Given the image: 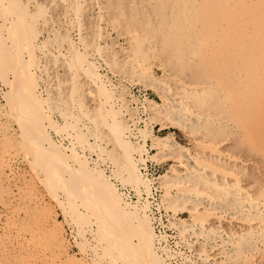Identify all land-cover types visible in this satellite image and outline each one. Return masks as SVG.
<instances>
[{
	"label": "bare ground",
	"instance_id": "1",
	"mask_svg": "<svg viewBox=\"0 0 264 264\" xmlns=\"http://www.w3.org/2000/svg\"><path fill=\"white\" fill-rule=\"evenodd\" d=\"M74 1L70 9L65 10L63 7L54 16L47 12L52 10V4L58 0H0V85L4 101L0 102V115L9 117L17 125L20 137L15 141L24 150L25 156L26 151L32 149L31 157L27 155V161L67 222L70 221L76 228L73 242L79 252L91 251V262L94 264H102L104 261L105 264H165L167 258L180 254V246H183L189 253L184 256L188 264H246L252 259L247 253L251 238L256 236L255 232L264 231V178L263 181H254L250 190V187L244 186L238 172L235 173L236 170L231 181L225 175L217 176L215 170L211 169L212 161L206 158V153L199 152L198 157L194 156L190 148L178 142L172 133L153 135L152 124L159 123L160 129L175 128L207 143L213 138L208 136V130L212 132L214 124L222 120L223 113L226 114L227 111L225 118L228 116L234 122L237 121L238 128L243 130V133L238 132L240 136L236 133L234 140L240 141L244 136L251 145H254L253 142L259 143L257 138L264 134V88L255 82L264 81V27L259 33L260 39H235L233 45L227 48H223L222 43L225 34H220L218 46H214L218 54L211 59L215 63V72L211 70L212 66L206 69L210 61L208 58L214 54L211 53L208 58L205 56L203 60L199 59L198 71L190 69L186 73V77L181 79L183 82L177 87L180 94L177 96L168 81H165L168 76L177 75L173 73L176 69H166L165 63L162 77L153 74L147 65L141 64L138 69H134L129 61L128 65L125 63L127 67H122L123 62L120 66L116 64L114 55L117 51L112 45L101 42L103 16L99 12L103 7L98 0L95 2L97 11L94 12L98 17L89 34L98 40L96 45H86L87 37L80 24L84 10L81 5L83 0ZM157 1H160L159 5L163 9V0H155V4ZM230 1L218 0L220 3L216 6L210 0H194V3L197 2V11L193 7L190 12L174 11L172 16L183 12L185 16L181 14L180 23L176 24L178 27L187 24L191 27L198 26L202 30L204 23L205 33H208L209 27H218L224 25V22L232 29L240 25L247 28L244 33L247 38L254 31L250 32L249 26L258 21L264 12V0L258 1L259 5L250 8L247 11L249 14L242 16V19L226 5ZM82 4L84 5L83 2ZM45 13L44 22L42 18ZM195 14L197 19H192ZM161 22L159 24L162 25ZM54 32V42L57 40V43L55 46L54 43L48 44L46 50L41 46L46 41L44 37L51 36L47 39L49 41ZM213 34L215 33L210 34L212 39ZM256 44L258 47L254 48ZM184 45L195 51L199 49L197 44L193 45L189 40ZM60 57L63 61H60ZM120 60L122 61L121 58ZM63 63H68L77 72V78H81L76 85V79H73L75 91H68L69 97L66 95L68 85L66 84V88L64 84L60 85V82H65L63 78L66 75V72L64 75L58 73V67ZM50 65L53 66L51 73ZM123 68L129 72L133 69L136 78L131 81L124 78ZM109 72L113 76H119L117 81H112ZM214 76L217 77L216 81L212 79ZM82 79L90 84L89 90L80 89ZM148 80L161 103L145 94H133L132 88L137 82L143 84L145 91ZM40 81H47L54 88L40 90ZM215 83L221 89L225 88V93L219 95V105L214 107L210 103V93ZM76 89L78 92L75 95ZM85 94L91 95L90 102L93 99L98 103L90 109L93 118L98 119L92 122L96 129L92 142L75 126L67 131L65 129L70 123L63 112V105L66 103L63 104V100L67 96L73 106L79 101L86 104L85 98L83 101ZM62 95H66L63 96L64 99ZM54 97H57L55 101L58 106L56 109L54 107L52 114L54 109L48 103ZM71 111L76 112V109ZM60 119L63 120V125L59 122ZM98 125L104 127L106 132H111L114 137L112 142H106L112 146L108 152L98 140ZM221 125L226 126L223 123ZM13 131L16 133L15 129ZM52 133L58 138H54ZM65 139L68 143L63 142ZM254 148L258 151L261 149L260 146ZM86 150L89 151V156L85 153ZM219 150L224 153L222 149ZM165 158L181 162L185 171L180 172L175 164H171L169 169L155 178L141 171V167L146 166L150 159ZM261 167L264 170V166ZM184 182L195 193L189 190L171 193L166 190L162 198L160 194L158 204L160 213L165 211L160 214L161 219L163 215L167 218L166 226L173 230L176 237L166 232L156 233V224L153 222L155 217L151 213L152 203L149 199L154 184L157 183L162 190L163 186L178 183L184 185ZM254 191L256 195L253 194ZM200 208L209 212L228 210V214L233 216L258 219L262 230H253L252 222L244 231L243 228L240 232L234 231L233 236L225 234L222 223L213 228L209 225L211 221L206 222L202 217H197L196 213H199ZM182 212L188 213L189 217H176L178 213L181 216L186 214ZM48 213V210H42V214ZM160 217L157 220L164 226ZM60 229L59 223L57 227L50 228L49 235L58 238L56 235ZM169 237L173 238L177 248L172 249L166 243L160 244L162 239ZM217 238L219 243H216ZM55 243L57 250L66 256L65 264H85L80 257L68 253L62 239H56ZM229 248L228 254L225 249Z\"/></svg>",
	"mask_w": 264,
	"mask_h": 264
},
{
	"label": "rangeland",
	"instance_id": "2",
	"mask_svg": "<svg viewBox=\"0 0 264 264\" xmlns=\"http://www.w3.org/2000/svg\"><path fill=\"white\" fill-rule=\"evenodd\" d=\"M39 1L46 2L47 0H38V2ZM210 1L214 4L216 3V6L220 3L218 2V0ZM258 1L261 2V0H231L230 3L226 5L230 6L233 11L240 17V19H242V16L249 14L247 13V11L250 8H254L255 5H259L257 3ZM74 2V0H67V2L64 1L63 3L61 0H58V2L52 4V10L46 12L55 16V13H58L63 7L65 10H68L66 8L70 9V5H72ZM82 2L85 6L82 4ZM82 2V10H84L83 12L82 10L80 11V13L82 12L80 24L83 26V32L87 37V39H85L86 45L93 46L96 45V41L98 39H95V37L89 34L92 32L91 28L94 20L96 21L98 17V14L94 13L95 11H97L95 3L97 2V0H83ZM98 2H100V5L103 7L101 10L102 13L99 12V14L103 16V20L101 23L103 27V38L101 42L104 45H112L113 49L117 51V54L114 55L116 58V64L120 66L123 62L122 67H127L128 63L130 62L131 66H133L134 69H138L141 64L147 65L153 74H155L157 77H162L164 67L163 63H165L166 69H170L171 67L172 69H176L175 71H171H173L174 74L177 73V75L168 76L167 78H165V81H168V84L171 86L173 92L177 96L180 95L177 92V87H179L180 83L183 82L182 80L186 77V73H188L190 69L194 72L198 71L199 65H197V61L199 59L203 60L205 56L208 58V56H211V53L214 54L210 58H208L210 61L209 65L206 66V69L208 70V67L212 66L211 70L215 72V63H213V60L211 59L214 57L216 58L218 54L214 46H218L217 41L220 37V34H225V39H223L222 43L224 44L223 48H227L229 47V45H233L235 39L241 41H243L242 38L247 41L249 37L260 39L259 33L264 27V12L262 13L258 21H255L253 25L249 26V29H251L250 32L257 29V33L256 31L255 33L253 31L251 32L252 34L247 36V38L244 35V33L246 32L245 29L247 28L238 25L236 28L232 29V27L226 22H224V25H219L218 27H209L208 33H205L206 29H204V23L201 28L202 30L198 29V26L191 27V25L189 26L187 24H182L180 27H178L181 14L185 16V14H183L184 11L190 12L193 10V7L194 11H197V5H195L197 4V2L194 3V0H163V9L162 7H160V1H157L155 4V0H98ZM32 9L31 12H33ZM158 9H162L163 11H159ZM178 10H183V12L180 11V14L176 13V16H172V13ZM158 11L162 15H164V18ZM47 13H45L42 21L45 20V16ZM250 14H252V12ZM196 15L197 14H195L192 19H197ZM216 17L218 18V16ZM163 21L165 22V24L163 23ZM168 21L169 23H166ZM160 22L164 25L159 24ZM177 23L178 25H176ZM51 24L53 25V22ZM37 26L39 27L40 24ZM212 32L215 33L213 34V39L210 35ZM39 34L40 33H38V35ZM52 34L53 36L51 40L47 41V39H50L51 36H46L44 37L46 41L41 44V46H43V48H45L46 50L48 44L52 45V43H54L55 46L57 43V40H55L54 42V38H56L54 37L55 32ZM59 34L62 33L59 32ZM45 35H47L46 32ZM187 40H189L190 43H193V45L197 44L199 49L195 51L192 50V48H186L184 43L187 42ZM111 41H113V43H111ZM165 44L166 46H164ZM256 47H258L257 44L254 48ZM38 55H42V53H38ZM54 58L56 60L55 56ZM120 58L122 59V61L120 60ZM59 59L60 61H63L62 57H60ZM43 60L45 59L43 58ZM64 66L66 68H64ZM52 67L50 65L49 73L52 72ZM65 72L66 75L65 78H63L65 82H60V85L64 84L65 88L66 84L68 85L66 95H68L69 97L68 91H75L74 87L76 84H79L81 78H77V72L73 71L68 63H63L62 66L58 67L59 74L64 75ZM122 73L124 75L123 77L129 79L130 81L131 79L136 78V74L133 69L131 70V72H129L128 70H124L123 68ZM79 75L81 76L80 73ZM73 79H76L75 85H73ZM212 79L213 81H216L217 77L214 76ZM254 80L256 81L257 79L255 78ZM150 82V80L146 82L148 87H145V91L142 88L143 84L137 82L134 85L135 95L143 96L145 94L146 96L154 98L161 103L160 98L153 92ZM255 84H257L258 86L261 85L264 88V81L258 80L255 82ZM89 85L90 84L88 82H85L84 79H82L80 89L85 88L89 90ZM222 88L224 87L222 86ZM224 89L218 87L216 83L214 86H212V90L210 93V103L214 104V107L216 105H219V95L224 92ZM165 91L170 93L168 90ZM77 92L78 91L76 89L75 95ZM88 94L83 95V101L85 98L86 104H83L79 101V103L74 106L70 103V100H68L69 98H67L66 95H62L61 97L62 99H64L63 96H66L67 98H65L66 101L63 100V104L66 102L63 105V112L66 114V118L70 123V125H66V131L67 129L71 128V126H75V128H78V131L86 135L88 141L92 142L94 141V130H96L93 127L92 122L98 119L93 118L90 109L93 107V105L96 106L98 103L93 99L92 102H90L91 95L89 96ZM56 98L57 97L49 99L48 104L53 109L54 107L56 109V107L58 106V102L55 101ZM0 102H4L2 98L0 99ZM67 103L71 104V109L70 104ZM74 108L76 109V112L71 111ZM55 109L52 110V114L54 113ZM95 112L96 110H94V114ZM226 114H228L227 111ZM226 114L225 112L223 113L222 120H228L227 122L220 120L218 121V123L214 124L212 132L208 130V136H211V138H213L212 140H210V142L207 143H204L203 139H197L196 137L184 134L183 132L172 127L160 129L159 123L152 124V133L156 136H162L169 134L174 130L176 140L181 144L188 146L194 156L198 157L199 152L207 154L206 158H208L209 161H212L211 169L215 170L217 176L225 175V177L231 181L234 179L233 172L234 170H236L235 173L238 172L237 175L241 178L242 183L245 184L244 186L250 187L251 190L252 186H254V181L258 182V179H261L263 181L264 178V170L263 167H261L264 166V134L261 135V138H257V141H259V143L253 142L254 145H251L248 141L246 142L247 139L244 136L240 138V141H235L234 138L237 136L238 132L243 133V130L241 128H238L237 121L234 122L233 119L227 118L228 116H226V119ZM71 115L73 117H71ZM107 118L111 121L110 116L107 115ZM11 121L12 119H10L9 117H6L3 114L0 115V123H2L0 124V264H65L66 256L62 252L57 250L58 247H56L55 243L56 239L63 240L69 254L72 253L75 257H80V259L84 260L85 264H94L93 262H91V251H87V253H80L77 245L75 244V242H73V237L76 236V228L73 226V224H70V221L67 222L59 206H57L55 201L52 200V198L48 195V192L44 189L43 185L38 180L37 173L34 172V169L29 165L27 161V155H30L31 157L32 149H28L26 151L27 155L25 156V152L23 153L24 150L21 149L17 141H15L16 139H18V137H20L17 134L18 127L14 123V121L13 123ZM59 122L62 123L61 125H63L62 119H60ZM222 123L225 124L226 126L224 127L227 128H224L223 125H221ZM14 129L16 130V133H13ZM230 129L234 132H232ZM99 130L100 134L98 140L100 143H103L104 149L108 152V150H110L112 146L108 143L106 144V142H112L114 137L111 132H106V129L104 127L99 126ZM238 135L240 136V134ZM7 137H9L10 139H7ZM260 140L263 144L260 142ZM252 146H260V148L263 149H259L258 151V149H253ZM219 149H222L224 153H222ZM86 151L85 153L89 156V151ZM152 151L155 150L152 149ZM150 160L155 161L160 165L159 173L165 172L170 168L171 164L177 165L180 172L185 171V166L175 159L165 158L159 160ZM260 162H263L262 165ZM233 164H235V166L237 164V166L235 167L233 166ZM248 177H250V179ZM184 183V185L183 183H178L171 184L169 185V187L163 186V189L161 190V198L163 197V193H165L166 190L171 193H176L177 191L181 190H189L190 192L195 193L193 189L186 186V182ZM253 194L256 195L255 191L253 192ZM44 209L48 210L49 213L47 215L42 214V210ZM214 211L209 212L204 208H200L199 213H196V215L197 217H202L206 222L211 221L209 225L213 228H215V226L217 227L219 224L221 225L222 223L221 226L225 228V234H229L232 236L234 231H244V229L246 227H249L252 222L253 230H262L259 228L258 219L251 220L249 219V216L243 217L242 215H235V217L228 214V210L227 212ZM173 215L175 216L176 214ZM176 217L187 218L189 217V214L186 213L184 214V216H181L180 213H178ZM59 223L61 229L60 232L56 235V237L58 238H53V236L49 235L50 228L55 226L57 227ZM214 223H216V225H213ZM207 225L208 224H206V226ZM69 230L71 231L69 232ZM255 233L256 236L251 238V246L249 245V250L247 251V253L252 256V261L250 260L246 264H264V231H258ZM216 243H219V238L216 239ZM228 251L230 252V248L225 249V252L229 254ZM102 264H105V261L102 262Z\"/></svg>",
	"mask_w": 264,
	"mask_h": 264
},
{
	"label": "built area",
	"instance_id": "3",
	"mask_svg": "<svg viewBox=\"0 0 264 264\" xmlns=\"http://www.w3.org/2000/svg\"><path fill=\"white\" fill-rule=\"evenodd\" d=\"M108 75L111 77L112 81H114V82L117 81V77L116 76H113L110 72L108 73ZM1 88H2V86L0 85V99L2 98L1 97L2 96L1 95V92H2V89ZM46 88L47 89H50V90L53 89L52 86H50V85L47 84V81H45V83L43 81H40L39 89L40 90H43V89H46ZM132 92H133V94H135V86H133ZM52 135L54 136V138H58V136L56 134H53L52 133ZM63 142L68 143L67 139H65ZM159 166L160 165L159 164H156L155 162L152 163L151 161H148L146 163V166L141 167V171L143 173H145L146 175L150 176L151 178H155V177H157L159 175ZM160 194H161V189L158 187V184L155 183L154 186H153V192L149 196V199H150V201L152 203L151 204V213L155 217V219L153 220V222L156 224V226H155L156 227L155 228L156 233L161 234V233L166 232L170 236L171 235L172 236H175L173 230L170 229V228H168L166 226L167 218L164 215L162 216V219L160 217V214L161 213H163V214L165 213L164 210H162L161 213H160V209L158 208V204H159V201H160ZM132 198H133V200L136 199L133 194H132ZM159 217H160V219L162 221H164V226H161L159 224V222L157 220ZM70 231L71 230H69V232ZM164 243H166L167 246L170 247V248H172V249L173 248H177V246L174 243L173 238H171V237H169V239H166V240L162 239L160 241V244L163 245ZM180 248H181V253L180 254H177L175 256H171V257L167 258L166 261H165V264H188L187 263V260L184 258V256L186 254H189V253L186 252V248L185 247L180 246ZM192 257H193V255H192Z\"/></svg>",
	"mask_w": 264,
	"mask_h": 264
},
{
	"label": "crops",
	"instance_id": "4",
	"mask_svg": "<svg viewBox=\"0 0 264 264\" xmlns=\"http://www.w3.org/2000/svg\"><path fill=\"white\" fill-rule=\"evenodd\" d=\"M172 134H173V136L175 137V139H176V136H175V132H174V130L171 132Z\"/></svg>",
	"mask_w": 264,
	"mask_h": 264
}]
</instances>
